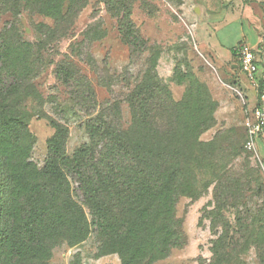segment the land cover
Segmentation results:
<instances>
[{
	"label": "trees",
	"instance_id": "16d2710c",
	"mask_svg": "<svg viewBox=\"0 0 264 264\" xmlns=\"http://www.w3.org/2000/svg\"><path fill=\"white\" fill-rule=\"evenodd\" d=\"M136 2L144 0L107 3L131 62L147 55V42L132 18ZM87 4L0 0V264H47L62 242H84L90 235L85 206L101 244L119 253L123 264H145L153 258V246L147 243L157 219L164 222L163 251L176 244L169 222L191 171L196 141L190 136L193 124L185 117L192 109L188 99H172L154 61L145 60V72L125 98L132 115L128 128L122 125L121 102L99 104L88 79L72 64L61 63L57 78L75 91L85 109L89 142L69 156V130L56 124L44 164L28 160L35 143L26 121L28 106L45 60L40 45L22 38L20 18L23 12L50 18L53 25H43L41 33L55 41L70 34ZM5 17L9 20L3 21ZM115 79L100 78L109 89ZM262 95L260 86L259 98ZM73 183L82 203L75 198Z\"/></svg>",
	"mask_w": 264,
	"mask_h": 264
},
{
	"label": "rangeland",
	"instance_id": "374dc122",
	"mask_svg": "<svg viewBox=\"0 0 264 264\" xmlns=\"http://www.w3.org/2000/svg\"><path fill=\"white\" fill-rule=\"evenodd\" d=\"M179 1L133 4L132 18L147 42V55L138 62L130 61V49L122 43L118 22L107 5L111 0H88L70 34L55 41L41 33L43 25H53L50 18L22 13L21 36L29 44L40 45L45 60L34 82L36 96L28 106L26 121L35 142L28 160L39 167L44 164L56 124L69 130V156L89 142L87 113L77 103L75 91L57 78L61 63L72 64L88 79L99 104L121 102L122 125L128 128L132 115L125 98L145 72V60L154 61L172 99L176 103L188 99L192 109L185 117L193 124L190 136L199 146L195 144L191 171L169 222L176 244L163 251L164 222L157 219L147 243L153 246L149 250L153 258L145 264H264V170L245 147L250 116L237 101L240 89L233 86V71L230 76L220 74L199 49ZM235 74L236 79L240 70ZM111 77L116 79L109 89L100 78L108 82ZM72 185L76 200L82 203L77 184ZM84 208L89 237L80 244L57 245L47 264H123L119 253L103 247L91 212Z\"/></svg>",
	"mask_w": 264,
	"mask_h": 264
},
{
	"label": "crops",
	"instance_id": "0c3cea01",
	"mask_svg": "<svg viewBox=\"0 0 264 264\" xmlns=\"http://www.w3.org/2000/svg\"><path fill=\"white\" fill-rule=\"evenodd\" d=\"M180 6L185 21L194 28L197 46L216 70L229 76L233 71V86L246 98L244 106L237 100L245 113L251 116L256 107H264V99L259 98L260 86L264 95V0H183ZM242 49L255 54L258 90L240 69ZM236 70H240V76L235 79ZM256 153L264 170V135L257 140Z\"/></svg>",
	"mask_w": 264,
	"mask_h": 264
},
{
	"label": "built area",
	"instance_id": "2783aa9c",
	"mask_svg": "<svg viewBox=\"0 0 264 264\" xmlns=\"http://www.w3.org/2000/svg\"><path fill=\"white\" fill-rule=\"evenodd\" d=\"M240 69L246 79L251 83L254 88L259 89V82L257 79L258 64L253 51L248 49H242L239 55ZM237 94L240 99L246 104L245 95L241 90H237ZM264 99V95L261 96L260 100ZM264 135V107H256L252 115L249 118L248 130H247V142L246 150L257 155L256 143L259 137Z\"/></svg>",
	"mask_w": 264,
	"mask_h": 264
}]
</instances>
